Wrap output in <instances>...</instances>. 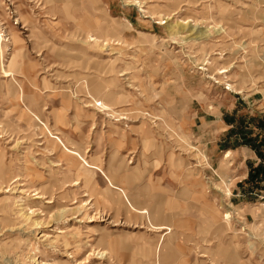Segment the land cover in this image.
<instances>
[{"label": "rangeland", "instance_id": "obj_1", "mask_svg": "<svg viewBox=\"0 0 264 264\" xmlns=\"http://www.w3.org/2000/svg\"><path fill=\"white\" fill-rule=\"evenodd\" d=\"M0 34V264H264V0H0Z\"/></svg>", "mask_w": 264, "mask_h": 264}, {"label": "trees", "instance_id": "obj_2", "mask_svg": "<svg viewBox=\"0 0 264 264\" xmlns=\"http://www.w3.org/2000/svg\"><path fill=\"white\" fill-rule=\"evenodd\" d=\"M240 124H242V122H240ZM261 125V122H259L258 127H261ZM243 131L244 130H240L239 135L240 137H243L245 142L244 144L248 145L255 152L256 156L260 160L264 161V138L260 139L258 134L254 137H250L248 135H245ZM247 181L249 183H252L253 185H256L257 187H259L258 182L264 184V166L258 165L255 169L250 170Z\"/></svg>", "mask_w": 264, "mask_h": 264}, {"label": "bare ground", "instance_id": "obj_3", "mask_svg": "<svg viewBox=\"0 0 264 264\" xmlns=\"http://www.w3.org/2000/svg\"><path fill=\"white\" fill-rule=\"evenodd\" d=\"M149 18V17H148ZM12 36H11V38L10 39H12V42L10 41V39L8 38V39H2V36H1V34H0V42H10V44L11 45H15V43H16V38H15V35L14 34H11ZM96 39V38H95ZM90 40H92V39H90ZM94 40V39H93ZM19 52V51H18ZM221 73H224V71H221ZM217 82V81H216ZM92 105H97V106H100L101 105V103H99V102H97V101H95V100H93V104ZM105 105V104H104ZM42 125V124H41ZM46 128V127H45ZM56 135V133L54 132L53 133V135L52 136H54V137H51L52 139H54V140H58V138L55 136ZM64 150L67 152V155L70 157V159L71 160H73V162L72 163H74L75 165H79V167L82 169V168H85V169H87V171L89 172V173H94V170H98L99 172H101L100 171V168L98 167V166H96L94 163H83V161H82V157L81 156H79L78 155V150L77 149H66V148H64ZM80 151V150H79ZM78 160H80L83 164H81L80 165V161L78 162ZM75 168V167H74ZM103 175V178L104 179H106L105 178V176H104V174H102ZM36 198H40L39 196H37ZM225 216V218H227V214H225L224 215ZM148 227H150V228H155L153 225H150V224H148ZM166 230V229H165ZM58 232V231H57ZM58 233H61V232H58Z\"/></svg>", "mask_w": 264, "mask_h": 264}, {"label": "crops", "instance_id": "obj_4", "mask_svg": "<svg viewBox=\"0 0 264 264\" xmlns=\"http://www.w3.org/2000/svg\"><path fill=\"white\" fill-rule=\"evenodd\" d=\"M118 187V186H117ZM119 189H121L120 187H118ZM244 193V192H243ZM248 194V193H247ZM250 194V193H249ZM248 194V195H249ZM236 196L240 197L241 199L244 198V194L240 195L239 193L236 194ZM243 200V199H242Z\"/></svg>", "mask_w": 264, "mask_h": 264}]
</instances>
